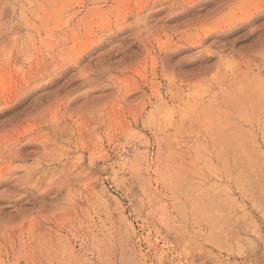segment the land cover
Listing matches in <instances>:
<instances>
[{"label": "rangeland", "instance_id": "obj_1", "mask_svg": "<svg viewBox=\"0 0 264 264\" xmlns=\"http://www.w3.org/2000/svg\"><path fill=\"white\" fill-rule=\"evenodd\" d=\"M0 264H264V0H0Z\"/></svg>", "mask_w": 264, "mask_h": 264}]
</instances>
